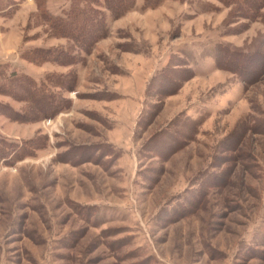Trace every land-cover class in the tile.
<instances>
[{"label": "rangeland", "instance_id": "obj_1", "mask_svg": "<svg viewBox=\"0 0 264 264\" xmlns=\"http://www.w3.org/2000/svg\"><path fill=\"white\" fill-rule=\"evenodd\" d=\"M123 2L0 0V264H264V10Z\"/></svg>", "mask_w": 264, "mask_h": 264}, {"label": "trees", "instance_id": "obj_2", "mask_svg": "<svg viewBox=\"0 0 264 264\" xmlns=\"http://www.w3.org/2000/svg\"><path fill=\"white\" fill-rule=\"evenodd\" d=\"M221 1L226 4L232 2L234 5H236L239 8L240 11H242V14L246 15L247 18L249 19H255L261 17L262 16L261 13L264 10V0H221ZM107 3L113 7L116 15H119L122 12V9H124L123 0H107ZM50 19L53 24L58 26L64 32L69 31V29L72 31L77 29L75 20H73V17L71 15H67V13H66V17L64 18L50 17ZM72 33L74 35L75 31ZM75 40H81V39L78 38ZM225 57L231 58V56L229 55H225L224 58ZM237 65L238 64L234 62L229 64L231 68H236ZM8 79L13 80L12 84L16 85L15 88H19V90L24 91L25 86L28 87V91L30 92L27 95L26 99L29 101L30 100L36 101L37 111H39L44 116L52 117L53 115L60 112L62 108V103L60 104L58 98H56L53 93L48 92V90L44 88L42 83L36 84V82H34V80L30 78V76L19 75L17 74V72H12L8 76ZM9 90L11 91L12 89L9 88ZM5 108L8 109L10 115L12 116L15 115L14 117L18 116L17 112L12 110V108H10L8 105L5 106Z\"/></svg>", "mask_w": 264, "mask_h": 264}]
</instances>
